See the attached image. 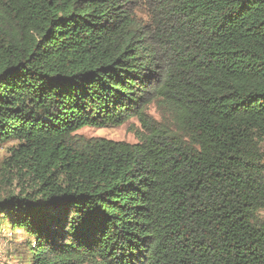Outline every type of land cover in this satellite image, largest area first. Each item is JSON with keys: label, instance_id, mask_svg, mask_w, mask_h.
Returning <instances> with one entry per match:
<instances>
[{"label": "trees", "instance_id": "16d2710c", "mask_svg": "<svg viewBox=\"0 0 264 264\" xmlns=\"http://www.w3.org/2000/svg\"><path fill=\"white\" fill-rule=\"evenodd\" d=\"M8 142L30 264H264V0H0Z\"/></svg>", "mask_w": 264, "mask_h": 264}, {"label": "rangeland", "instance_id": "374dc122", "mask_svg": "<svg viewBox=\"0 0 264 264\" xmlns=\"http://www.w3.org/2000/svg\"><path fill=\"white\" fill-rule=\"evenodd\" d=\"M141 9V8H140ZM142 13H139L141 15ZM144 16V15H143ZM148 104L146 111L150 119L155 122L173 127L172 119L168 115L162 114L160 108L155 104ZM141 130L138 120L134 117L118 126L96 127L85 126L76 131L78 135L86 138L90 137H105L115 141H126L135 143L138 141L137 132ZM15 143H0V169L3 166L4 159L8 156L9 148ZM264 150V142H262ZM20 190L30 191L27 181L21 184L16 183L12 191L18 194ZM264 216V210L260 212ZM10 222V218L6 212L0 213V264H30L27 260L29 255L25 254L26 244L29 239L22 230L14 228Z\"/></svg>", "mask_w": 264, "mask_h": 264}]
</instances>
